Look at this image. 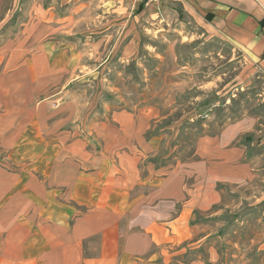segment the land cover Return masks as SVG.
Wrapping results in <instances>:
<instances>
[{"label": "rangeland", "instance_id": "rangeland-1", "mask_svg": "<svg viewBox=\"0 0 264 264\" xmlns=\"http://www.w3.org/2000/svg\"><path fill=\"white\" fill-rule=\"evenodd\" d=\"M0 54L1 64L17 56L37 86L47 80L33 100L23 90L0 105L21 115L17 127L34 115L54 131L40 137L69 133L95 151L108 130L119 136L118 114L140 129L125 151L138 156L140 172L171 178L133 192L142 224L177 218L168 226L174 239L160 247L163 264H264L261 57L167 0H0ZM45 102L48 112L36 109ZM208 142L215 155L203 157ZM25 143L12 152L0 137V163L21 170L31 155ZM235 148L231 170L208 171Z\"/></svg>", "mask_w": 264, "mask_h": 264}, {"label": "crops", "instance_id": "crops-1", "mask_svg": "<svg viewBox=\"0 0 264 264\" xmlns=\"http://www.w3.org/2000/svg\"><path fill=\"white\" fill-rule=\"evenodd\" d=\"M167 1L182 4L189 14L264 63V0ZM16 57L0 61V105L20 101L23 90L33 100L35 89H46V76L40 75L46 81L37 86L32 76L27 79L25 66ZM48 105L45 102L36 109L46 107L48 112ZM115 118L121 127L119 136L113 138L108 130L104 151H95L69 133L55 139L40 137L54 131L41 130L37 123L41 119L34 115L17 127L21 115L3 107L0 137L4 150L12 151L27 140L24 148L29 147L24 150L31 155L18 171L0 163V264H163L160 247L174 239L168 226L175 228L177 218L142 224L141 196L133 192L158 189L171 178L167 172L162 178L140 172L138 156L125 151L137 140L140 129L130 128L126 114ZM19 137L24 141L18 143ZM210 143L202 148L203 157L215 155ZM239 151H223L222 158L216 155L208 171L231 170L227 154ZM178 197L174 193L164 198Z\"/></svg>", "mask_w": 264, "mask_h": 264}, {"label": "built area", "instance_id": "built-area-1", "mask_svg": "<svg viewBox=\"0 0 264 264\" xmlns=\"http://www.w3.org/2000/svg\"><path fill=\"white\" fill-rule=\"evenodd\" d=\"M150 3H158L159 0H148Z\"/></svg>", "mask_w": 264, "mask_h": 264}, {"label": "trees", "instance_id": "trees-1", "mask_svg": "<svg viewBox=\"0 0 264 264\" xmlns=\"http://www.w3.org/2000/svg\"><path fill=\"white\" fill-rule=\"evenodd\" d=\"M264 21V19L262 20V22ZM263 56H264V52H263Z\"/></svg>", "mask_w": 264, "mask_h": 264}]
</instances>
